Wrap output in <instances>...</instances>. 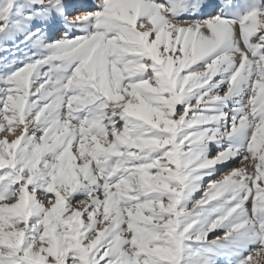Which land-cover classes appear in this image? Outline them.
<instances>
[{
	"label": "snow or ice",
	"instance_id": "1",
	"mask_svg": "<svg viewBox=\"0 0 264 264\" xmlns=\"http://www.w3.org/2000/svg\"><path fill=\"white\" fill-rule=\"evenodd\" d=\"M93 5L0 0V264H264V0Z\"/></svg>",
	"mask_w": 264,
	"mask_h": 264
},
{
	"label": "rangeland",
	"instance_id": "2",
	"mask_svg": "<svg viewBox=\"0 0 264 264\" xmlns=\"http://www.w3.org/2000/svg\"><path fill=\"white\" fill-rule=\"evenodd\" d=\"M158 2H161V0H158ZM222 0H203L204 7L202 9V15L207 16L211 14H215L216 10L218 9L220 3ZM65 5L67 3L69 5L66 6V14L67 16H76L79 11L84 10L85 8L87 11L93 10V0H64ZM63 29V22L57 20L55 23L49 24L46 27L47 34L51 37L53 35H59L60 31ZM79 34V33H76ZM8 47H12V45L9 43L7 45ZM4 55H7L6 53L0 52V57H3ZM17 57L22 56V51H17L16 53ZM46 70V69H45ZM222 173H217V179L221 177ZM205 179H208L207 177ZM196 198H199V194H196ZM250 207V204L248 205Z\"/></svg>",
	"mask_w": 264,
	"mask_h": 264
},
{
	"label": "bare ground",
	"instance_id": "3",
	"mask_svg": "<svg viewBox=\"0 0 264 264\" xmlns=\"http://www.w3.org/2000/svg\"><path fill=\"white\" fill-rule=\"evenodd\" d=\"M69 1H70V0H69ZM67 5H69V4L67 3ZM67 5H66V6H67ZM84 11H87V9L85 8L84 10H82V11H79V12L77 13V15H79L81 12H84ZM74 16H75V15H74ZM74 16H68V17H70V18H71V17H74Z\"/></svg>",
	"mask_w": 264,
	"mask_h": 264
}]
</instances>
